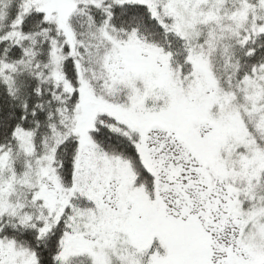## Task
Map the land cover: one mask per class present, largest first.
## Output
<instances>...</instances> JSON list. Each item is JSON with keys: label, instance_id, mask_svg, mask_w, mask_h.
Segmentation results:
<instances>
[{"label": "snow or ice", "instance_id": "obj_1", "mask_svg": "<svg viewBox=\"0 0 264 264\" xmlns=\"http://www.w3.org/2000/svg\"><path fill=\"white\" fill-rule=\"evenodd\" d=\"M0 264H264V0H0Z\"/></svg>", "mask_w": 264, "mask_h": 264}]
</instances>
